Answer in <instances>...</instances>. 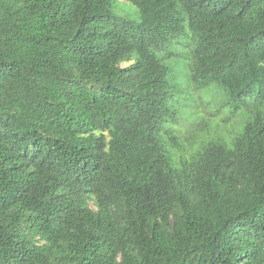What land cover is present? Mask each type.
<instances>
[{"label": "trees", "instance_id": "16d2710c", "mask_svg": "<svg viewBox=\"0 0 264 264\" xmlns=\"http://www.w3.org/2000/svg\"><path fill=\"white\" fill-rule=\"evenodd\" d=\"M0 264H264V0H0Z\"/></svg>", "mask_w": 264, "mask_h": 264}, {"label": "rangeland", "instance_id": "374dc122", "mask_svg": "<svg viewBox=\"0 0 264 264\" xmlns=\"http://www.w3.org/2000/svg\"><path fill=\"white\" fill-rule=\"evenodd\" d=\"M124 5H127L129 10H136L131 3L121 1L116 3V10H119L120 13L125 12L122 9V6ZM230 107V105H226V101L224 100L215 101L213 108H219L220 113L212 122L214 129L213 137L223 139L228 145L231 144V140L234 136L241 133L248 120V116L242 111H238L236 114H231Z\"/></svg>", "mask_w": 264, "mask_h": 264}]
</instances>
